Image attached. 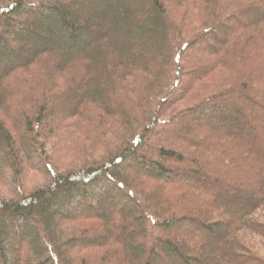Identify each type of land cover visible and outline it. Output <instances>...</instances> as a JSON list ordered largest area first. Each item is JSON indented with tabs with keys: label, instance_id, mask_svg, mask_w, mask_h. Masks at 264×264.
<instances>
[{
	"label": "trees",
	"instance_id": "16d2710c",
	"mask_svg": "<svg viewBox=\"0 0 264 264\" xmlns=\"http://www.w3.org/2000/svg\"><path fill=\"white\" fill-rule=\"evenodd\" d=\"M0 264H264V0H0Z\"/></svg>",
	"mask_w": 264,
	"mask_h": 264
},
{
	"label": "rangeland",
	"instance_id": "374dc122",
	"mask_svg": "<svg viewBox=\"0 0 264 264\" xmlns=\"http://www.w3.org/2000/svg\"><path fill=\"white\" fill-rule=\"evenodd\" d=\"M52 33H53V35H54V37H55V32H53L52 31ZM179 127L178 126H173V127H171L170 129H168V130H166V132H168V133H171V134H173L176 138H180L181 140H183L184 142H186V141H188L187 139H185V138H181V136H180V134H179V129H178ZM229 132L230 133H232V129L230 128L229 129ZM191 140V139H190ZM193 140V139H192ZM26 180H28V182H27V185H28V188L30 189L32 186H33V184H35V182H37L38 181V179L37 178H32L31 176H29V178L28 179H26ZM99 204V203H98ZM100 205H102V207H103V209L104 210H106V213L107 214H110L111 212L110 211H108V208H107V206H105L103 203L102 204H100ZM77 212H78V214H81V215H83L85 212H86V209L85 208H80V211H76V208H74V210H70L69 212H66L67 214H77ZM122 213V215H128V214H130V213H132V212H134V213H136V217L138 218V217H141L142 216V213L140 212V210H138V209H134V208H128L127 210H124V211H121ZM56 214H63V213H61L60 211H56V212H53V214H51V216L53 217V216H55ZM7 235H8V231H7V228L5 227V226H2L1 227V236H2V238L5 240L6 238H7ZM8 239V238H7ZM39 242H41V244H42V239L39 241ZM12 248V247H11ZM13 249V248H12ZM12 251H14V250H12ZM14 257V256H13ZM12 257V258H13ZM11 258V259H12Z\"/></svg>",
	"mask_w": 264,
	"mask_h": 264
}]
</instances>
